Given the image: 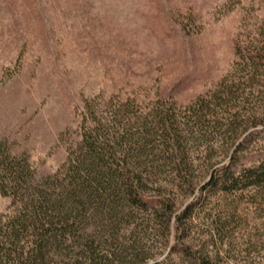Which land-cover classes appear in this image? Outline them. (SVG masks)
<instances>
[{
    "label": "trees",
    "instance_id": "obj_1",
    "mask_svg": "<svg viewBox=\"0 0 264 264\" xmlns=\"http://www.w3.org/2000/svg\"><path fill=\"white\" fill-rule=\"evenodd\" d=\"M235 50L237 75L187 106L83 100L51 175L0 140V264H222L237 197L264 185L238 165L264 132V40Z\"/></svg>",
    "mask_w": 264,
    "mask_h": 264
},
{
    "label": "rangeland",
    "instance_id": "obj_2",
    "mask_svg": "<svg viewBox=\"0 0 264 264\" xmlns=\"http://www.w3.org/2000/svg\"><path fill=\"white\" fill-rule=\"evenodd\" d=\"M263 28L264 0H0V140L51 175L83 100L187 106L237 75L235 49ZM248 136L238 165H264V132ZM237 199L222 264H264V185Z\"/></svg>",
    "mask_w": 264,
    "mask_h": 264
}]
</instances>
